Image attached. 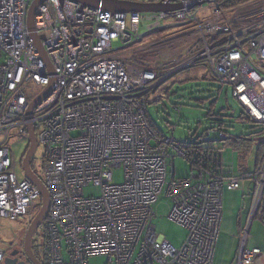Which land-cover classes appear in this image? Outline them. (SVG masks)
<instances>
[{
	"label": "built area",
	"instance_id": "1",
	"mask_svg": "<svg viewBox=\"0 0 264 264\" xmlns=\"http://www.w3.org/2000/svg\"><path fill=\"white\" fill-rule=\"evenodd\" d=\"M36 1L0 0V221L32 223L36 204L42 205L25 174L19 179L11 147L33 127L45 150L42 182L51 197L41 234L46 264H90L98 257L108 264H213L224 194L250 182L253 219L264 199V158L256 169L237 174L220 153V175L194 170L189 178H177L175 160L188 161L187 146L173 138L175 129L171 137L157 134L147 116L170 79L206 63L253 121L264 125V3L224 11L215 2L210 18L200 21L190 6L196 0H100L180 7L135 14L46 0L36 10L34 34L47 62L28 26ZM170 18L193 27L136 53L126 51L143 40L142 24L152 22V32ZM187 38L195 42L186 56L178 49ZM170 46L178 52L171 60L136 62ZM53 81L52 95L30 115ZM33 88L40 94L30 99ZM116 169L124 170L122 185L114 183ZM91 187L98 196L86 195ZM162 195L172 202L169 220L187 232L180 248L156 232L154 206ZM248 235L249 227L242 232L238 264H254L261 255L247 247ZM5 259L0 247V264Z\"/></svg>",
	"mask_w": 264,
	"mask_h": 264
},
{
	"label": "rangeland",
	"instance_id": "2",
	"mask_svg": "<svg viewBox=\"0 0 264 264\" xmlns=\"http://www.w3.org/2000/svg\"><path fill=\"white\" fill-rule=\"evenodd\" d=\"M253 1L264 3V0ZM211 8V4H204L196 9L200 21H206L210 18ZM152 24V22L147 21L141 25L140 34L143 36V40L126 51H131L130 54L136 53V49H142L193 27L192 23L170 18L161 22L160 30L148 32V28ZM180 42L182 43L178 50L187 56L189 54L188 49L195 41L187 38L182 39ZM118 47V45H114L115 49ZM166 49L154 52L153 55H156L149 59H152L153 62L162 61L163 59L168 61L178 53L174 46ZM163 51L164 53H162ZM38 94H40V90L33 88L28 96L30 99H34ZM158 94H160V98L155 101L157 103L150 105L147 116L150 125L157 133L171 137V132L175 129L173 138L177 142L192 143L198 140L202 141L203 135L207 131H211L212 142L205 145L215 150L220 149L225 164L233 166L235 173L245 172L246 168L251 171L254 169L257 158L256 145L260 142L259 139L264 137V128L253 122L240 120L244 110L233 98L232 89L221 85L215 80L211 69L206 63L190 67L175 75L162 87ZM176 108L181 111L180 114L175 110ZM221 109H227L224 114L222 113L221 118L217 117L212 120L208 118V114L212 110L218 114ZM216 120L224 122L226 131L229 134L228 141L220 142L218 131L212 132L216 125L213 121ZM37 135H39V129ZM72 135L76 136L77 133ZM237 138L239 140L232 142ZM29 144L28 135L16 138L11 144L18 161L17 174L19 179H22L24 175L22 160L28 151ZM44 160L45 150L39 144L31 166L36 176L42 181H44ZM175 173L177 178H189L192 174L190 163L183 158H177L175 160ZM114 183L117 185L124 183L123 169L114 171ZM85 193L87 196H98L99 190L91 187L86 189ZM41 206L39 203L36 204L33 218L39 213ZM154 209L156 212L154 226L157 234L165 237L175 248H180L187 237V232L169 220L172 210L171 200L162 195ZM261 216L264 217V203ZM30 225L31 222L27 218H20L18 221L1 219L0 247L8 248L11 242L14 246L19 245L22 234ZM42 233H45V223L37 232L40 247L43 243ZM90 264H108V259L103 257L91 258Z\"/></svg>",
	"mask_w": 264,
	"mask_h": 264
},
{
	"label": "water",
	"instance_id": "3",
	"mask_svg": "<svg viewBox=\"0 0 264 264\" xmlns=\"http://www.w3.org/2000/svg\"><path fill=\"white\" fill-rule=\"evenodd\" d=\"M46 0H37L30 11L29 14V21L28 26L29 30L32 33L33 38L35 39L38 47L40 48L41 52L44 54L43 49L40 47V38H37L34 34L35 32V13L39 6H41ZM64 1V0H61ZM83 6H88L94 9L102 8L105 11L112 12L114 14L123 13V14H135V13H165L172 11L174 9H179L180 7H168L163 4H137V3H127V2H118V1H100V0H70ZM217 0H196L190 6L192 8H198L204 4H214ZM45 60L47 61L46 55L44 54ZM48 62V61H47ZM52 72V71H51ZM55 81H53L49 87L39 96L31 105L29 109V114L31 115L33 110L40 105L43 101L49 98L53 93ZM28 136L30 138V146L28 151L26 152L23 161V171L27 179H29L32 184L39 190L42 198V207L36 218L31 223L30 227L28 228L25 242H24V249L26 254L28 255L30 260H33V254L31 249L32 240L34 237L35 232L42 226V224L47 220L50 208H51V197L48 189L46 188L45 184L40 180L32 171L31 169V162L34 159L38 144L35 135V130L33 127L28 128ZM15 255V253L13 254ZM6 264H15L12 260H7Z\"/></svg>",
	"mask_w": 264,
	"mask_h": 264
},
{
	"label": "crops",
	"instance_id": "4",
	"mask_svg": "<svg viewBox=\"0 0 264 264\" xmlns=\"http://www.w3.org/2000/svg\"><path fill=\"white\" fill-rule=\"evenodd\" d=\"M252 191V184L245 182L240 191L225 192L223 221L213 264H238L242 232L247 227H249L247 247L258 248L261 251L254 264H264V217L259 210L251 219Z\"/></svg>",
	"mask_w": 264,
	"mask_h": 264
},
{
	"label": "trees",
	"instance_id": "5",
	"mask_svg": "<svg viewBox=\"0 0 264 264\" xmlns=\"http://www.w3.org/2000/svg\"><path fill=\"white\" fill-rule=\"evenodd\" d=\"M253 0H217V3L221 6L222 10L224 11H230L233 10L241 5L247 4L249 2H252ZM150 57L146 56V55H139L136 58V62H144V61H149ZM202 64V63H201ZM200 65V64H199ZM157 103V102H155ZM154 104V103H153ZM179 114H180V110L179 109H175ZM227 109H221L220 112L218 114H216L213 110L208 114V118L209 119H214V118H221L224 114L225 111ZM148 118V117H147ZM240 120L245 122H253L255 124L261 125L259 123H256L255 121H253V119L244 111V113L241 115ZM149 123V120H148ZM213 123H216L215 127H214V131L212 132H217L219 133V135L221 133H223L226 138L224 140H220V142H226L229 140V134L226 131L225 128V124L223 121L220 120H216L213 121ZM150 125V123H149ZM264 128V125H261ZM150 127L154 130V128L150 125ZM155 131V130H154ZM156 132V131H155ZM211 131H207L202 138V141H195L192 143H181L184 144L185 146H187V155H188V162L191 165L192 168V172L194 170H207V171H215L216 173H218L219 175L221 174V168H219V163H218V157L220 156V149L215 150L211 147H207L205 144H210L212 142L211 140V135H210V141L206 142L205 138L207 133H209ZM157 133V132H156ZM159 135H162L161 133H157ZM236 140H239L238 138L235 140H232V142H236ZM259 143H257L256 145V149H257V158H256V163L254 168L256 169L262 159L264 158V137L262 139H259ZM247 171H251L248 168H246V171L243 173H246ZM248 173V172H247ZM264 203V199L262 202V205ZM262 205L260 207V210L262 208ZM259 212V211H258ZM258 214V213H257ZM43 247L44 249H46V239L43 240Z\"/></svg>",
	"mask_w": 264,
	"mask_h": 264
},
{
	"label": "flooded vegetation",
	"instance_id": "6",
	"mask_svg": "<svg viewBox=\"0 0 264 264\" xmlns=\"http://www.w3.org/2000/svg\"><path fill=\"white\" fill-rule=\"evenodd\" d=\"M262 202H263V200H262ZM38 230L35 232L33 240H32V244H31L32 254H33V258H34L35 262H37V264H46L47 253H46L44 247L42 246L43 244L41 245V247L38 244L39 243V239L37 238ZM27 231H28V229L22 234L21 242L19 245L14 246L13 242H11L9 244V247L5 248L6 259H5L4 264H6L7 260H12V261H14L15 264H36L33 262V260L29 259L28 255L26 254L25 249H24V242H25ZM14 253H15V255H13Z\"/></svg>",
	"mask_w": 264,
	"mask_h": 264
}]
</instances>
